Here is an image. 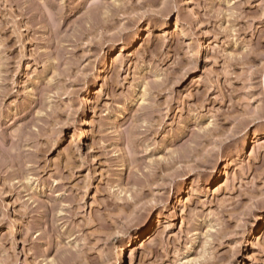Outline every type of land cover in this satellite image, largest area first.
Returning <instances> with one entry per match:
<instances>
[{
  "label": "rangeland",
  "instance_id": "1",
  "mask_svg": "<svg viewBox=\"0 0 264 264\" xmlns=\"http://www.w3.org/2000/svg\"><path fill=\"white\" fill-rule=\"evenodd\" d=\"M0 264H264V0H0Z\"/></svg>",
  "mask_w": 264,
  "mask_h": 264
}]
</instances>
